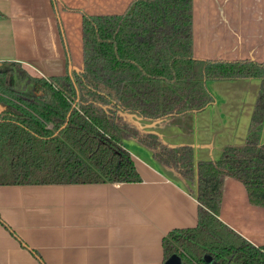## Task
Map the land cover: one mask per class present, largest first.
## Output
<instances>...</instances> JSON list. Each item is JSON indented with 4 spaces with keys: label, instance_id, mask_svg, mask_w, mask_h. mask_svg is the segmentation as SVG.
I'll use <instances>...</instances> for the list:
<instances>
[{
    "label": "trees",
    "instance_id": "trees-1",
    "mask_svg": "<svg viewBox=\"0 0 264 264\" xmlns=\"http://www.w3.org/2000/svg\"><path fill=\"white\" fill-rule=\"evenodd\" d=\"M194 0H134L123 14L83 15V68L37 77L20 63L0 64V185L141 181L125 140L187 184L200 203L196 228L164 237L165 261L264 264L255 246L219 218L224 181H241L264 207V62L205 60L193 54ZM260 78L243 145L218 160L195 162L194 147L172 146L134 116L195 131V117L216 102L212 80ZM193 189V190H192Z\"/></svg>",
    "mask_w": 264,
    "mask_h": 264
},
{
    "label": "crops",
    "instance_id": "crops-1",
    "mask_svg": "<svg viewBox=\"0 0 264 264\" xmlns=\"http://www.w3.org/2000/svg\"><path fill=\"white\" fill-rule=\"evenodd\" d=\"M133 1L0 0V64L17 62L45 78L81 70L83 15L123 14ZM193 15L196 58L264 62V0H194ZM207 87L216 102L196 115L193 133L133 120L169 145L193 146L196 163L218 160L226 145L246 142L261 79L212 80ZM124 143L141 181L0 185V264H164V237L196 228L200 203L147 146ZM219 218L264 245V207L252 204L233 177L225 178Z\"/></svg>",
    "mask_w": 264,
    "mask_h": 264
},
{
    "label": "water",
    "instance_id": "water-1",
    "mask_svg": "<svg viewBox=\"0 0 264 264\" xmlns=\"http://www.w3.org/2000/svg\"><path fill=\"white\" fill-rule=\"evenodd\" d=\"M164 264H182L180 257L174 255L164 262Z\"/></svg>",
    "mask_w": 264,
    "mask_h": 264
}]
</instances>
